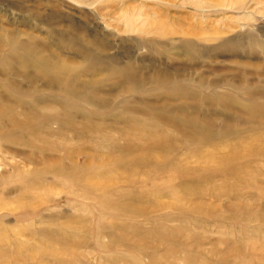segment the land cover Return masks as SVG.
<instances>
[{"label":"rangeland","instance_id":"1","mask_svg":"<svg viewBox=\"0 0 264 264\" xmlns=\"http://www.w3.org/2000/svg\"><path fill=\"white\" fill-rule=\"evenodd\" d=\"M69 35L96 46V73L56 47ZM13 43L95 98L64 114ZM261 45L264 0H0V98L36 118L30 132L0 115V264H264V111L248 112L264 109ZM125 67L135 84L111 77ZM68 114L115 130L60 132ZM186 118L224 138L190 141ZM134 120L165 148L114 147L141 143L122 129Z\"/></svg>","mask_w":264,"mask_h":264},{"label":"bare ground","instance_id":"2","mask_svg":"<svg viewBox=\"0 0 264 264\" xmlns=\"http://www.w3.org/2000/svg\"><path fill=\"white\" fill-rule=\"evenodd\" d=\"M70 27H72V26H70ZM63 34H65V33H63ZM78 35H79V33H78ZM229 43H224V45H223L224 49L228 48ZM261 46L264 49V45H261ZM56 47L61 48V49H67V50L73 49L75 55L78 56L80 59H82L84 64L86 65L85 66V73H93V72L96 73L97 72V68L95 66L96 59H94V58H96V55L98 54L97 53L98 50H97L95 45H92L91 48H87L84 44L80 43L79 40L75 42L73 36H72V38L70 36L66 40H62L61 42H58ZM16 52H20L24 56L25 59L20 61L21 67L26 68V69H31L33 71V75H34L33 77L42 79L43 81H45L46 85L50 88L55 87V86H58L61 88V90L63 92L61 96H56V95L53 96L50 94L51 97L55 98V102L57 100H59V101H57V102H59V105H62L64 100H68L67 102L72 104L74 102V100H76V99H81V100L90 99L91 100V99L95 98V96H93L91 98L88 95L81 94L82 92H80L79 89H77L76 87H74L71 84L73 82L72 81L69 82L66 79L67 76H71L74 79H76L77 81H79L78 77L81 74H76V73L70 74L66 67H64V66L58 67V66L54 65V63L52 61H50L51 59L49 60V59L45 58L44 56H42L40 54V52L36 51V49L33 46H31L29 44L16 45L13 43L11 45V53H16ZM26 57L29 58L30 60H27ZM85 73L82 72V74H85ZM135 74L136 73L134 72V70L130 69L129 67H127V68L125 67L120 71H113L111 73V77L127 79V80L132 81L135 84L136 83V75ZM156 80H157V83H159V84H165V83L170 82L166 78L165 79L160 78V79H156ZM180 89H182V88H180ZM33 93L34 92L30 93V95H33ZM179 93L181 94L182 91H179ZM12 96L17 100H21L20 99V93L18 92V90H13ZM67 105L68 104H66V103L63 104L64 114L68 113ZM263 111H264L263 108H260V109L252 108V109L248 110L250 115H256V114H258L257 112L262 113ZM4 112H8L7 115L10 116L7 119V121H8L7 125H9L10 128H12L13 130L25 129V130H28L30 132H33V130H34L33 127L35 125L33 120L36 119L35 113L27 110L26 112L18 114L17 109H14L10 105L5 104V102L0 98V115H2ZM93 114L94 115H103L102 112H100V114H99V112H93ZM260 116H262V118L264 120V113H262V115H260ZM63 118H64V120L62 122H59V126H58L60 132L67 130L68 132L74 133V135L77 134L78 136L79 135L81 136L83 134L90 135L92 133L101 132L104 127H110V128H113V130H115L113 125L105 126V125H101V124L92 123L91 122V119H92L91 116L82 118L83 119L82 123L77 122L75 120V118L70 114H68L67 116H65ZM133 125H135V120L132 122H128V123L124 124L122 129L123 130L124 129L129 130V131L134 130L135 137H141L143 139L141 141V143L136 144L133 140H131L132 142L127 141V140L126 141L123 140V144H121V145L118 142L117 143L115 142L114 147H116L118 149L120 148L119 150H122L126 153H133L136 151L137 152H145L148 149H152V148L153 149L165 148L164 145H166L167 143L165 142V140L161 134L149 133L146 130L140 128V126H136V125L133 126ZM181 129H189L193 133L192 137H191L192 139L190 141H193L195 143H200V144L209 143L211 141L224 138V135L222 133H221V135L216 133L214 131V129L212 128V125H210L209 123L196 122L194 120H190L187 118L183 119V121H181ZM91 137L88 136V138H91ZM89 140L91 141V139H89ZM243 146H246V145H243ZM230 160H231V156H228V155L225 157L221 156V158L214 156L213 154H209L207 156H204V162L205 163H211V164H214L215 162H217V163L220 162V163L225 164V163H228Z\"/></svg>","mask_w":264,"mask_h":264}]
</instances>
